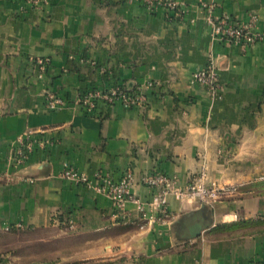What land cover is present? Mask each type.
<instances>
[{"label":"crops","instance_id":"0c3cea01","mask_svg":"<svg viewBox=\"0 0 264 264\" xmlns=\"http://www.w3.org/2000/svg\"><path fill=\"white\" fill-rule=\"evenodd\" d=\"M179 1L185 11L169 21L142 0H0V264H264V39L247 48L215 39L211 0ZM214 2L239 21L255 12L264 28V0ZM212 55L217 99L192 82ZM117 85L144 90L146 103H76ZM50 90L65 106H48ZM27 135L32 149L17 165ZM66 165L93 182L132 168L145 201L155 189L141 178L155 172L185 186L205 169L208 182L235 189L213 204L170 196L169 216L151 223L133 204L116 216L108 196L61 177ZM25 230L39 240L18 244ZM43 230L84 247L46 255L62 240Z\"/></svg>","mask_w":264,"mask_h":264},{"label":"built area","instance_id":"2783aa9c","mask_svg":"<svg viewBox=\"0 0 264 264\" xmlns=\"http://www.w3.org/2000/svg\"><path fill=\"white\" fill-rule=\"evenodd\" d=\"M47 0H25L32 7L39 8ZM147 8L156 10L163 8L166 11V18L174 21L183 15L185 9L179 0H142ZM207 9V22L212 27V35L218 40H228L241 44L244 48L254 46L264 39V28L257 30L256 24L258 15L255 12L249 14L247 21H239L232 16L216 14V3L211 0L204 4ZM39 68L44 71L49 63L46 58L36 60ZM192 82L203 87L212 99L222 97L223 84L220 79L218 66L215 57L212 55L206 65L195 71ZM148 86L151 83L147 84ZM47 104L52 109L65 106L66 100L56 92L50 90L46 95ZM147 101V94L144 90H129L126 87L117 85L110 89H90L78 95L76 103L87 109L95 110L101 102L121 103L125 106H142ZM31 136L20 137L15 151V163L22 164L32 149ZM61 177L76 183H85L95 189L96 192L105 194L112 200L116 210V216L127 213L128 204H133L140 213L142 219L154 223L164 221L169 216L168 202L170 196L179 200L195 201L204 204L215 203L224 193L234 191V186L208 182L206 171L203 169L200 174L193 178L185 186L179 184L176 175H169L163 172H155L144 175L141 178L143 184L155 189L150 201H145L135 191L134 187L138 182L132 168L125 171L119 180H115L109 173L99 172L97 180L92 181L89 176L80 172L72 166L66 165L61 172ZM30 181H33L30 179Z\"/></svg>","mask_w":264,"mask_h":264},{"label":"rangeland","instance_id":"374dc122","mask_svg":"<svg viewBox=\"0 0 264 264\" xmlns=\"http://www.w3.org/2000/svg\"><path fill=\"white\" fill-rule=\"evenodd\" d=\"M24 233H20L18 234L15 238L16 240H18V244H20V242L22 241L23 245H25L26 243L28 244H34V242H37L40 236H38L37 233H33V232H40V231H29V230H25V231H21ZM31 232V233H28ZM41 232H45L43 233L44 239L43 240H50L51 238H54L55 240L60 237V239L62 240V235L64 233H62V231H51V230H43ZM59 239V240H60ZM49 245L47 246V250L45 251L47 254L46 255H52V253L57 254V253H64L66 254L67 251H72L75 249H80L82 247H84V241L78 242L77 244H71L69 239H64L62 240V242L60 241H55L54 244L52 243H48ZM50 248H54L57 249L55 251H49L48 249ZM34 256V254H33ZM31 257V256H30Z\"/></svg>","mask_w":264,"mask_h":264},{"label":"water","instance_id":"95a60500","mask_svg":"<svg viewBox=\"0 0 264 264\" xmlns=\"http://www.w3.org/2000/svg\"><path fill=\"white\" fill-rule=\"evenodd\" d=\"M200 231V227L197 225L196 227H194V232H198Z\"/></svg>","mask_w":264,"mask_h":264}]
</instances>
